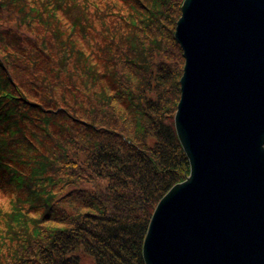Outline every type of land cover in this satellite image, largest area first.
<instances>
[{"label":"trees","instance_id":"1","mask_svg":"<svg viewBox=\"0 0 264 264\" xmlns=\"http://www.w3.org/2000/svg\"><path fill=\"white\" fill-rule=\"evenodd\" d=\"M181 0H0V264H145L189 174Z\"/></svg>","mask_w":264,"mask_h":264},{"label":"water","instance_id":"2","mask_svg":"<svg viewBox=\"0 0 264 264\" xmlns=\"http://www.w3.org/2000/svg\"><path fill=\"white\" fill-rule=\"evenodd\" d=\"M173 116L189 174L158 201L145 264H264V0H184Z\"/></svg>","mask_w":264,"mask_h":264},{"label":"rangeland","instance_id":"3","mask_svg":"<svg viewBox=\"0 0 264 264\" xmlns=\"http://www.w3.org/2000/svg\"><path fill=\"white\" fill-rule=\"evenodd\" d=\"M183 1L184 0H181L180 1V6L182 5V3H183ZM180 17V16H179ZM178 20V19H177ZM175 25H176V23H175ZM174 32H175V26H174V30H173V38H174ZM174 40H175V38H174ZM175 42L177 43V41L175 40ZM178 44V43H177ZM179 45V44H178ZM180 47V46H179ZM182 51V50H181ZM183 65H184V58H183ZM182 69H183V66H182Z\"/></svg>","mask_w":264,"mask_h":264},{"label":"bare ground","instance_id":"4","mask_svg":"<svg viewBox=\"0 0 264 264\" xmlns=\"http://www.w3.org/2000/svg\"><path fill=\"white\" fill-rule=\"evenodd\" d=\"M180 14H181V12H180Z\"/></svg>","mask_w":264,"mask_h":264}]
</instances>
